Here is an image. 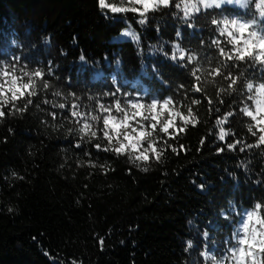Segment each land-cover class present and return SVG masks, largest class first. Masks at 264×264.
Returning <instances> with one entry per match:
<instances>
[{"label": "trees", "instance_id": "trees-1", "mask_svg": "<svg viewBox=\"0 0 264 264\" xmlns=\"http://www.w3.org/2000/svg\"><path fill=\"white\" fill-rule=\"evenodd\" d=\"M108 3L119 6L118 0ZM138 15L105 12L100 0H0V60L18 69H42L40 79L62 87L65 93L71 90L80 95L81 100L73 97V102L81 108L87 94L108 91L100 103L110 107L115 100L121 101L122 95L112 94L116 90L113 77L122 94L128 90L141 93L146 103L162 102L169 94L174 103L183 100L173 88L177 82H187L184 71L162 56L145 55L142 65L130 37L121 38V30L130 21L147 49L149 41L161 36L172 39L175 24L169 18L158 36L152 26L157 21L151 20L141 30L136 24ZM183 32L186 40L197 42L195 32L187 27ZM81 53L85 61L78 60ZM118 57L122 66L115 64ZM153 64L163 80L152 71ZM51 92L52 88L41 91L38 86L37 96L26 94L17 101L21 109L29 98L33 103L16 115H12V105L2 109L0 264H180L185 237L194 238L199 248L198 233L204 227L230 235L232 224L220 218L221 207L236 217L254 200L264 201L259 150H252L250 156L241 154L239 145L232 153L226 144L214 143L215 135L209 136L207 129L218 114L213 110L209 117L202 94H189L202 100L200 125L172 135L161 133L158 126L156 147H164L165 141L170 147H164L160 161L150 154V170L143 173L126 162V155L103 150L108 140L101 143L99 137L108 113H100L95 101L93 111L102 118L96 125L98 138L90 143L74 134L65 138L64 129L46 128L53 120L49 113H55L56 123L64 122L65 128L73 126L67 120L75 122L71 103L65 109L42 103L53 99ZM229 102L221 106L222 111ZM237 119L233 117L228 125L237 129V136L228 137L227 143L243 132ZM254 140L249 137L245 142ZM78 142L81 146L76 148ZM219 148L224 151L217 155ZM244 158L253 160L247 174L236 166ZM229 200L235 201L234 207ZM189 218L199 228L187 225Z\"/></svg>", "mask_w": 264, "mask_h": 264}, {"label": "clouds", "instance_id": "clouds-1", "mask_svg": "<svg viewBox=\"0 0 264 264\" xmlns=\"http://www.w3.org/2000/svg\"><path fill=\"white\" fill-rule=\"evenodd\" d=\"M118 5L114 6L118 11L111 9L112 12L139 13L136 24L141 30L147 29L151 20L157 21L152 26L158 36H161V28L169 18L175 24L172 39L161 36L159 40L149 41L147 49L143 46L141 33L130 21H126L128 27L122 29L121 33L131 38L142 65L146 64L145 55L162 56L184 71L187 82H177L173 88L174 92L183 96V100L176 99L174 103L172 94H169L162 103L159 99L153 100L142 111L143 105L137 107L138 104L127 99L121 105L117 99L114 105V111L120 114V119L117 120L109 110L110 106L100 103L101 99L109 95L108 91L87 94V103L81 108L79 103L73 102V97L75 101H80L81 96L71 90L65 93L62 87H55L40 79L42 69H18L0 60V117L4 115L2 109L8 105H12L14 109L12 115L26 111L32 105V99L24 101L23 109L16 106L17 101L22 100L26 94L28 97L37 96L38 86L41 91L52 88L53 99L45 98L42 103L51 105L53 109H65L71 103L70 115L75 118V122L67 120L73 126L65 128L64 122L56 123L55 113H49L53 120L46 128L50 127L53 132L64 129L65 138L74 134L81 142L90 143L98 138L96 125L102 118L93 111L95 101L100 113H108L103 116V136L99 137L101 143L104 139L108 140L103 150L115 151L118 157L126 155L129 165L147 173L150 170L147 166L149 155L160 161L164 147H170L167 141L164 147H156L157 137L154 132L157 125L165 135L170 129L177 128L178 121L180 132L189 126L196 128L200 125L202 117L198 113L201 112L202 100L195 96L189 97L190 93H199L207 100L209 117L213 115V110L218 114L207 129L209 136L215 135L214 143L226 144L228 151L232 153L236 152L239 145V152H248L250 156L252 150H259L264 164V0H118ZM184 27L190 33L197 34V42L186 40ZM43 39L48 41L47 38ZM78 60L85 61L86 57L81 53ZM115 64L122 66L119 57ZM152 71L163 80L155 64L152 65ZM17 72L20 73L19 76ZM111 82L116 86V90L112 92L115 95L120 88L115 77ZM128 94L133 95L131 92ZM226 100L230 102L227 110L222 111L221 106L225 105ZM158 106L161 109L159 111ZM133 116H142L144 121H151L155 128L144 131L142 136L135 135L134 130L131 133L120 131L119 135H123V139L117 140L112 134L113 128L123 124V129L126 130L127 121ZM233 117H238L236 124L243 132L233 143H227L228 137L237 136V129L228 126ZM204 123L207 124L208 121L205 120ZM125 133H129L127 138ZM249 137L255 138L254 142H245ZM145 142L147 147L144 146ZM74 146L79 148L81 143H75ZM95 147L100 149V144ZM223 151L224 148H219L215 154L219 155ZM252 163L251 158H244L239 159L236 166L247 174ZM230 175L237 178L235 173ZM191 182L195 183V180ZM254 182L260 183L259 180ZM198 187L203 188L202 185ZM229 205L234 207L235 201L229 200ZM219 216L232 224L230 235L223 233L222 229L220 232H212L204 227L198 233L201 237L199 248L194 238L185 237L180 264H264V201L254 200L250 208L242 214L237 212L236 217H232L221 207ZM186 223L189 226L196 225L193 218H189ZM196 227L199 228L198 225Z\"/></svg>", "mask_w": 264, "mask_h": 264}, {"label": "rangeland", "instance_id": "rangeland-1", "mask_svg": "<svg viewBox=\"0 0 264 264\" xmlns=\"http://www.w3.org/2000/svg\"><path fill=\"white\" fill-rule=\"evenodd\" d=\"M101 5V3H100ZM113 6H116V5H113V4H109L108 3V0H104V6L101 5V8L105 11V12H109V13H112V14H120V13H114L112 12V7ZM139 14V13H138ZM122 39H125V38H128V36H125L122 34L121 36ZM128 39H131V38H128ZM17 75L19 76V74L17 73ZM25 79V78H24ZM26 81V80H25ZM133 86H131L132 88ZM131 92L133 93V96L132 98H129L128 96H130L128 93ZM120 96L122 95L123 96V99L120 101L121 105H123L124 103V100L127 99L131 102H134L138 105H143L144 106V109H141L142 111L146 110L147 108V105L149 103H146L144 101V95L141 94V93H138V92H132L131 90H128L125 94H122L123 93V90L120 88V91L117 92ZM116 101V100H115ZM115 101L114 103L112 104L111 107H109V110L111 111L112 115L116 116L117 117V120L120 119V114L115 112L114 111V105H115ZM151 103V102H150ZM162 103V102H161ZM131 106V105H130ZM161 110L160 107L158 106L157 108V111ZM135 111V110H134ZM145 114H147V112L145 111ZM108 115V114H107ZM106 116V115H105ZM140 121V123L138 124L137 122ZM129 124H130V127L127 128L126 130L121 128V133H124L125 131L126 132H133V129H137V130H143V131H152V122L151 121H144L143 120V117L142 116H133L130 118L129 120ZM159 125L156 126V128L158 127ZM179 132V126H178V123H177V128L175 130H172L170 129L169 130V133L168 135H172L174 133H177ZM113 135H115V133H112ZM123 137V135H121Z\"/></svg>", "mask_w": 264, "mask_h": 264}, {"label": "snow or ice", "instance_id": "snow-or-ice-1", "mask_svg": "<svg viewBox=\"0 0 264 264\" xmlns=\"http://www.w3.org/2000/svg\"><path fill=\"white\" fill-rule=\"evenodd\" d=\"M100 3H101L102 6H104V0H100ZM112 10L113 11H118V9H116L114 6L112 7ZM137 107H142V105H137ZM129 120H130V118H129ZM129 120L127 121V125H126L128 128L130 127ZM124 126L125 125L121 124L119 127L113 128L112 131L115 133V138L117 140H119V137H120L119 133L121 131V128H123ZM152 127L155 128V125H152ZM133 130L135 131V135H137V136H142V135L145 134L143 130H137V129H133ZM129 133H131V132H129ZM129 133H125V138L128 137Z\"/></svg>", "mask_w": 264, "mask_h": 264}]
</instances>
